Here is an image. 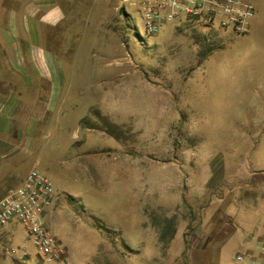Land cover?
<instances>
[{
    "label": "rangeland",
    "instance_id": "374dc122",
    "mask_svg": "<svg viewBox=\"0 0 264 264\" xmlns=\"http://www.w3.org/2000/svg\"><path fill=\"white\" fill-rule=\"evenodd\" d=\"M58 3L65 19L41 24L34 45L63 63L61 124L42 125L18 169L40 171L56 189L45 221L70 263L240 264L248 245L257 252L264 0L246 34L183 17L149 35L121 0ZM21 5L0 0V25ZM12 231L28 255L0 264H42L21 225Z\"/></svg>",
    "mask_w": 264,
    "mask_h": 264
},
{
    "label": "crops",
    "instance_id": "0c3cea01",
    "mask_svg": "<svg viewBox=\"0 0 264 264\" xmlns=\"http://www.w3.org/2000/svg\"><path fill=\"white\" fill-rule=\"evenodd\" d=\"M21 2V7L6 15L7 22L0 25V51L6 56L7 63V70L0 72V197L19 185L31 171L21 175L18 167L33 153V143L42 125L49 123L59 127L62 116L60 107L57 109L55 104H58L60 94L57 89L61 86L57 74L63 72V63L55 54L46 55L35 47L34 40L42 38L41 24L53 28L66 15L59 0ZM251 2L255 8L252 24L258 0ZM63 47L68 49L70 46L65 44ZM35 50L41 52L40 62L35 61ZM36 86L42 88V93L32 91ZM53 112L58 114L56 120L51 115ZM259 244L261 242L254 246L255 251ZM249 249H253L252 245H248L246 250Z\"/></svg>",
    "mask_w": 264,
    "mask_h": 264
},
{
    "label": "built area",
    "instance_id": "2783aa9c",
    "mask_svg": "<svg viewBox=\"0 0 264 264\" xmlns=\"http://www.w3.org/2000/svg\"><path fill=\"white\" fill-rule=\"evenodd\" d=\"M108 2L111 0H101ZM124 7H137L147 34L180 18L205 22L216 21L220 28L246 34L255 15L250 0H121ZM57 191L40 171L31 170L22 182L0 197V263L16 253L28 255L26 247L13 244L14 231L8 226L19 224L31 242L35 260L42 264H71L65 248L50 232L45 218L54 206ZM5 234V235H4ZM240 264H264V242L257 252L247 250L236 255Z\"/></svg>",
    "mask_w": 264,
    "mask_h": 264
},
{
    "label": "trees",
    "instance_id": "16d2710c",
    "mask_svg": "<svg viewBox=\"0 0 264 264\" xmlns=\"http://www.w3.org/2000/svg\"><path fill=\"white\" fill-rule=\"evenodd\" d=\"M125 12V11H124Z\"/></svg>",
    "mask_w": 264,
    "mask_h": 264
}]
</instances>
